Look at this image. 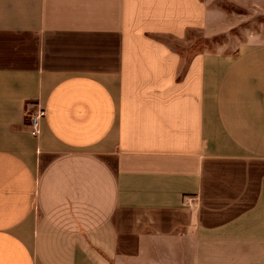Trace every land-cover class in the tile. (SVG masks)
Wrapping results in <instances>:
<instances>
[{"label": "crops", "instance_id": "obj_1", "mask_svg": "<svg viewBox=\"0 0 264 264\" xmlns=\"http://www.w3.org/2000/svg\"><path fill=\"white\" fill-rule=\"evenodd\" d=\"M220 1L0 0V264H264V42L166 41Z\"/></svg>", "mask_w": 264, "mask_h": 264}, {"label": "rangeland", "instance_id": "obj_2", "mask_svg": "<svg viewBox=\"0 0 264 264\" xmlns=\"http://www.w3.org/2000/svg\"><path fill=\"white\" fill-rule=\"evenodd\" d=\"M241 0H221L218 4L227 13V31L214 38H206L200 32H191L184 41L166 39L185 59L204 51L234 49L246 35H253L264 42V0H247L248 6H240Z\"/></svg>", "mask_w": 264, "mask_h": 264}, {"label": "built area", "instance_id": "obj_3", "mask_svg": "<svg viewBox=\"0 0 264 264\" xmlns=\"http://www.w3.org/2000/svg\"><path fill=\"white\" fill-rule=\"evenodd\" d=\"M45 117V110L37 108L34 112L30 113L28 117V124L31 129L30 134L33 137H37L40 131V125L42 119Z\"/></svg>", "mask_w": 264, "mask_h": 264}]
</instances>
